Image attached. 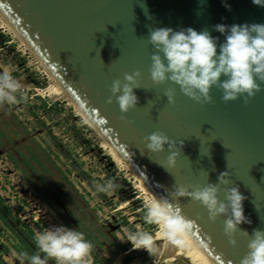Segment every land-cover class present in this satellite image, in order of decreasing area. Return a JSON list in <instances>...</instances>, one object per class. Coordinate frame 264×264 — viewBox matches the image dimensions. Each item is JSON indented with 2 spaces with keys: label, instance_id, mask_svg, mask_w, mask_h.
I'll list each match as a JSON object with an SVG mask.
<instances>
[{
  "label": "water",
  "instance_id": "1",
  "mask_svg": "<svg viewBox=\"0 0 264 264\" xmlns=\"http://www.w3.org/2000/svg\"><path fill=\"white\" fill-rule=\"evenodd\" d=\"M0 12L157 199L177 186L216 184L227 172V185H218L219 199L226 188H237L251 221L239 230L249 237L254 229L264 231V84L246 104L239 97L223 102L216 87L208 103H197L175 85L152 83L154 50L147 39L151 29L190 27L208 31L219 45L224 35L213 26L264 24V7L251 0H0ZM133 72L140 73L139 88L133 89L137 104L122 115L114 97L111 104L106 101L112 82L123 83ZM169 89L172 104L163 95ZM152 132L182 142L168 171L160 165L167 168V146L157 154L145 149L144 138ZM171 202L193 222L188 234L215 264H239L247 254L249 237L239 231L235 245L228 243L225 217L209 221L207 211L190 198Z\"/></svg>",
  "mask_w": 264,
  "mask_h": 264
},
{
  "label": "rangeland",
  "instance_id": "2",
  "mask_svg": "<svg viewBox=\"0 0 264 264\" xmlns=\"http://www.w3.org/2000/svg\"><path fill=\"white\" fill-rule=\"evenodd\" d=\"M5 70L26 98L0 104V264H28L20 254L36 251L34 233L59 225L91 243L87 264H119L123 254L155 264L153 246L136 249L128 242L130 233L151 235L159 227L145 222L148 201L131 172L64 98L39 93L49 79L0 26V72ZM108 180L113 188L97 191Z\"/></svg>",
  "mask_w": 264,
  "mask_h": 264
},
{
  "label": "clouds",
  "instance_id": "3",
  "mask_svg": "<svg viewBox=\"0 0 264 264\" xmlns=\"http://www.w3.org/2000/svg\"><path fill=\"white\" fill-rule=\"evenodd\" d=\"M251 3L264 7V0H251ZM143 8L146 9V6ZM213 31L224 35L223 43L218 45V38L206 30L197 32L190 27L178 31L172 28L151 29L147 39L154 50L149 68L152 83L175 85L181 94L197 103H208L210 89L216 87L222 92L223 102L235 101L239 97L246 104L261 91L260 84H264V24H217L213 26ZM139 75V72L125 74L123 83L114 80L111 84V95L106 103L111 104L114 97L122 115L137 104L133 89L139 88ZM21 88L9 71L0 72V104L14 105L25 99L26 94ZM163 95L168 104L174 103L172 89L166 90ZM144 140L146 151L153 154L165 151L167 146V168L160 165L167 171L174 167L177 149L181 152L182 142L176 143L161 132H152ZM227 175V172L221 173L216 184L208 183L191 190L177 186L167 197L151 199L145 209V222L160 225L163 237L170 244L183 245L182 237L188 234L193 222L179 215L171 201L190 198L207 211L209 221L225 217L223 233L228 243L234 246V235L238 231L249 237L247 232L239 230V225L250 224L251 221L244 215L245 197L237 188H226L224 199H219L218 185H227ZM96 188L99 192H107L113 188V183L108 180L97 184ZM33 242L36 251L32 255L20 254L21 260L26 259L28 264H87L92 248L82 232L64 225L34 233ZM128 242L136 249L151 248L153 237L145 231H136L129 234ZM247 248V254L239 264H264V231L254 229Z\"/></svg>",
  "mask_w": 264,
  "mask_h": 264
},
{
  "label": "bare ground",
  "instance_id": "4",
  "mask_svg": "<svg viewBox=\"0 0 264 264\" xmlns=\"http://www.w3.org/2000/svg\"><path fill=\"white\" fill-rule=\"evenodd\" d=\"M0 26L12 35L13 41L18 42L25 50H27L36 60L37 64L42 69L41 72L49 79V85L46 89L39 90L41 95L48 94L49 96L57 95L64 98L70 106H72L78 115H80L86 124L91 126L94 131L99 135L101 144L108 153L116 159L120 164L131 172L133 180L136 182V189L140 192V195L145 197L150 202L151 199L156 198L153 193L147 188L140 177L133 171L132 168L123 160V158L116 152L114 147L99 133L94 125L87 120L88 118L82 113L77 105L71 100L64 89L53 78L50 71L43 65L41 60L36 57L32 50L28 47L22 37L11 26L8 20L0 12ZM157 199V198H156ZM153 237V247L155 249V264H215L205 251L187 234L183 236L184 243L181 246H175L170 244L162 235V228L159 225L158 230L151 234ZM133 255L123 254V257L119 264H139L140 262L135 259Z\"/></svg>",
  "mask_w": 264,
  "mask_h": 264
}]
</instances>
